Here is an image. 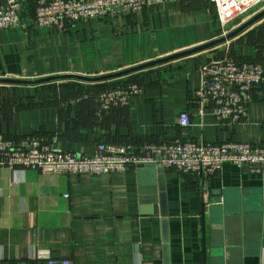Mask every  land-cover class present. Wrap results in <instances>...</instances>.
I'll use <instances>...</instances> for the list:
<instances>
[{
  "label": "crops",
  "instance_id": "1",
  "mask_svg": "<svg viewBox=\"0 0 264 264\" xmlns=\"http://www.w3.org/2000/svg\"><path fill=\"white\" fill-rule=\"evenodd\" d=\"M263 1L249 14L263 9ZM26 10L21 27L0 30V76L104 74L224 34L211 0H168L65 30L38 26L34 12ZM226 56L264 66V19L224 45L134 73L155 69L156 82L141 85L129 105L110 111L98 112L94 98L103 92L96 93L95 84L79 82L84 95L71 103L43 100L41 88L35 90L43 85H6L14 96H0V139L41 133L64 151L90 155L101 142L264 146V83L254 88L248 116L238 123L219 120L212 104L196 97L202 67ZM18 98L24 103L9 111L7 102ZM29 98L37 105H26ZM183 112L190 115L189 127L178 122ZM139 187L137 166L102 175L0 167V261L46 264L39 257L45 254L72 264H164L161 216L141 213ZM166 196L171 264H264V165L253 171L226 162L213 175L167 168Z\"/></svg>",
  "mask_w": 264,
  "mask_h": 264
},
{
  "label": "built area",
  "instance_id": "2",
  "mask_svg": "<svg viewBox=\"0 0 264 264\" xmlns=\"http://www.w3.org/2000/svg\"><path fill=\"white\" fill-rule=\"evenodd\" d=\"M31 0H7L0 5V30L21 27L24 10L30 9ZM168 0H34L35 23L40 27H57L65 30L68 24L104 19ZM174 1V0H169ZM218 8L224 34L229 24L240 20L261 0H211ZM26 10V11H27ZM254 14V13H253ZM253 14H249L252 16ZM250 18V17H249ZM248 18V19H249ZM228 27L227 30H225ZM264 83V66L253 61H236L228 56L214 58L202 67V82L196 92L202 102L212 104V112L222 121L238 123L248 116L249 104L254 98V88ZM142 91L137 83H127L106 90L94 99L99 113L119 106H127ZM204 113V106L201 109ZM181 127H189L191 118L183 112L178 120ZM34 144H25L31 151L19 149L16 142L0 141V166L36 168L47 174H112L125 172L129 166L156 161L166 169L181 173L213 175L226 162L260 170L264 165V146L248 142L222 143L196 140L135 144L104 143L97 145L94 154L74 151L54 152L49 141L35 136ZM158 156V158H157ZM11 160V161H10ZM46 264H72L69 260H54L43 254ZM0 264H5L0 261ZM9 264H24L9 263Z\"/></svg>",
  "mask_w": 264,
  "mask_h": 264
},
{
  "label": "water",
  "instance_id": "3",
  "mask_svg": "<svg viewBox=\"0 0 264 264\" xmlns=\"http://www.w3.org/2000/svg\"><path fill=\"white\" fill-rule=\"evenodd\" d=\"M264 19V9L260 10L249 19L245 20L227 34L214 38L199 46L170 54L168 56L152 59L121 70L104 74H82L76 72L59 73L38 78H19L0 76V85L12 86H39L62 81H77L86 84H96L114 79L124 78L136 72H140L172 60L195 54L213 47H218L229 42L249 29L254 24ZM158 158V156H157ZM166 171L167 169L156 161L137 164V175L139 180L141 213L146 215L161 216L164 264H171L170 249V219L167 211L166 196Z\"/></svg>",
  "mask_w": 264,
  "mask_h": 264
},
{
  "label": "rangeland",
  "instance_id": "4",
  "mask_svg": "<svg viewBox=\"0 0 264 264\" xmlns=\"http://www.w3.org/2000/svg\"><path fill=\"white\" fill-rule=\"evenodd\" d=\"M264 2V1H263ZM262 2V3H263ZM264 4V3H263ZM262 5V4H261ZM255 9H256V7H255ZM264 9V8H263ZM260 10H262V7L261 6H258V8H257V10L256 11H253V13L255 14V13H257V12H259ZM253 14V15H254ZM252 15V16H253ZM249 17H251V16H249V14H247V15H245V16H243L240 20H237L236 21V23H242V22H244L245 20H247ZM235 23V22H234ZM238 24V25H239ZM227 43V42H226ZM226 43H224V44H226ZM223 44V45H224ZM66 73H70V72H66ZM114 80H116V79H114ZM114 80H112V81H114ZM112 81H108V82H112ZM68 82H72V81H62V82H55V83H50V84H47V85H44V86H41V87H36L37 89H35V90H38V92H39V89L41 88V97H42V99L43 100H45V101H47V102H52V101H60V98H61V96H64V94L65 93H67L66 92V90H68V88L66 87V84H68ZM77 82V81H76ZM107 82V81H106ZM77 84V83H76ZM121 84H118L116 87H118V86H120ZM5 88H7V86L6 85H2V86H0V96H2V97H4V96H14L13 94H11V92H9V94H8V92L7 91H5L4 89ZM112 88H115V87H111L110 89H112ZM9 90V89H8ZM109 90V89H108ZM70 91L71 92H73V89L72 88H70ZM7 92V93H6ZM74 92H75V90H74ZM77 92V91H76ZM81 92H83V91H81ZM103 92H105V91H103ZM87 94V93H86ZM70 95H71V97H73V95H76V96H78V93H70ZM80 95V94H79ZM75 98V97H74ZM81 98V97H80ZM71 100H77V98L76 99H71ZM94 103L96 104V107H97V102H96V100L94 99ZM98 108V107H97ZM35 136H39V137H44V138H46L48 141H49V143L48 144H50L49 146H52L54 149H55V151L54 152H56V153H59V152H61V151H63L62 149H60L57 145H56V143H55V141L53 140V138H50V137H46V136H43V135H34V134H30V135H26V136H23V137H21V138H13V137H10V138H7V137H4V138H1L0 139V141H5L6 143L7 142H11L10 140H12L13 142H16L18 145V148L21 150H25V153L27 154V155H30L31 154V151H29L28 150V148L27 147H25V144H34L37 140L36 139H32V140H28V139H30V138H38V137H35ZM117 144V143H116ZM127 144V143H126ZM11 161V160H10ZM1 167V166H0ZM26 169H34V170H37L36 168H30V167H25ZM39 171V170H38ZM45 174H47V173H45ZM185 174H190V173H185Z\"/></svg>",
  "mask_w": 264,
  "mask_h": 264
},
{
  "label": "trees",
  "instance_id": "5",
  "mask_svg": "<svg viewBox=\"0 0 264 264\" xmlns=\"http://www.w3.org/2000/svg\"><path fill=\"white\" fill-rule=\"evenodd\" d=\"M32 1V0H31ZM30 10H32L34 12L35 10V4H31L30 3ZM35 14V12H34ZM247 61H252L250 59H246ZM242 61H245V60H242ZM255 62V61H254ZM155 78H157V71L155 69H152V70H148L146 71L145 73L143 74H136V75H131L129 76L127 79H116L112 82H103V83H98V84H95V88H97V91L96 93H99V92H103V91H106L108 89H110L111 87H116L118 84H127V83H137L139 84L140 86H148V85H152L155 81ZM77 83V84H76ZM47 85V84H46ZM44 86V85H43ZM84 86V84H81L79 82H76V81H72V82H68V84H66V87L68 88V90H66L67 93L64 94V96H61L60 98V101H54L55 103H61L62 101H68L69 103H71V99H76V98H80V97H83V92L81 91H84V89L82 88ZM70 88L73 89V92L70 91ZM89 88V87H88ZM75 90V92H74ZM77 91V92H76ZM70 93H78V96L76 95H73V97H71ZM80 94V95H79ZM75 97V98H74ZM21 99L18 98V100H10L8 101L7 103H10L8 109L9 111L12 110V108L14 106L16 107H19L21 106V104H23L24 102L20 101ZM84 100H89V99H84ZM28 103H26V105L28 106H34V105H37V102L33 101L32 99H28ZM91 102V101H90ZM45 103V102H44ZM93 103V102H92ZM47 104H50V103H47ZM94 105V104H93ZM68 106H71V104H69ZM97 108V107H96ZM8 111V112H9ZM34 135H42L41 133H34ZM7 138H10L11 136H6Z\"/></svg>",
  "mask_w": 264,
  "mask_h": 264
}]
</instances>
